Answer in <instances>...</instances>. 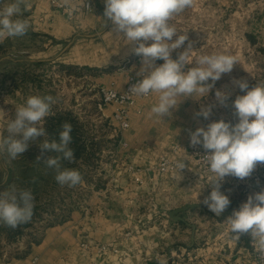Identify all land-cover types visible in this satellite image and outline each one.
<instances>
[{"label":"crops","instance_id":"obj_1","mask_svg":"<svg viewBox=\"0 0 264 264\" xmlns=\"http://www.w3.org/2000/svg\"><path fill=\"white\" fill-rule=\"evenodd\" d=\"M51 1L24 0L19 18L28 21L27 34L0 42V94L4 89L12 90L14 95H26L34 90V94H42L40 85L49 77L31 68L58 63L67 57L68 68L75 69L82 61L77 54H66L72 50V41L78 36L102 38L103 42L98 45L109 46L110 50L126 44L110 32V22L105 25L104 0H92L93 13L85 15L80 10L74 20L54 8ZM86 1L71 0V5L81 9ZM11 2L13 0H0V7ZM92 31L96 32L91 34ZM96 34L97 37H91ZM36 41L39 47L34 46ZM135 48L136 45L126 55L133 54ZM18 68L21 71L12 76L11 81L7 73L16 72ZM31 73H35L37 82L27 81ZM126 74L125 70L121 73L109 70L104 74L96 72L92 78L103 79L105 84L115 80L117 88L122 90ZM156 99L152 95L148 100L138 101L137 107L142 108V113L132 111L129 130L120 139L109 137L111 142L119 143L122 161L124 159L122 167L109 169L102 183L82 184L86 197H77L65 220L57 219L47 226L37 243H30L23 254L12 256V264H258L250 235L244 234L238 242L233 241L227 234L225 221L249 195L264 187V165H257L252 175L243 180L225 178L221 191L229 196L231 203L221 216H215L202 203L212 190L207 184L210 173L191 162L186 153L173 152L176 142L185 138L183 126L187 128L189 123L172 117L160 120L155 115L149 116ZM0 110H3L0 136H4L7 116L1 100ZM104 111L112 116L113 107L104 106ZM195 127L206 128L207 125L196 123ZM164 153L186 160L187 169L179 173L182 177L179 181L177 173L161 174L156 169ZM5 173L0 153V182L6 177ZM112 174L117 177L113 178ZM190 204L199 207L181 213L184 222L172 221L170 211ZM112 241L117 253L98 254L100 245Z\"/></svg>","mask_w":264,"mask_h":264},{"label":"clouds","instance_id":"obj_2","mask_svg":"<svg viewBox=\"0 0 264 264\" xmlns=\"http://www.w3.org/2000/svg\"><path fill=\"white\" fill-rule=\"evenodd\" d=\"M64 3L70 6L71 0H64ZM104 3L103 18L105 25L111 23L110 32L126 44L138 42L134 51L141 57V63L136 72L137 81L128 93L137 97L156 95L149 116L163 120L171 117V110L183 99L206 98L215 82L223 74L230 73L237 63L231 54H197L191 41L176 59L172 58V52L188 40L186 33L179 34L172 21L191 8L194 0H104ZM23 4L24 0H13L0 7V42L27 34L30 25L19 18ZM157 60L163 63L157 65ZM232 83L245 93L237 95L232 104L238 122L231 124L219 120L189 132L190 146L206 150L202 156L210 173L207 184L212 190L202 203L217 217L231 203L229 196L221 191L225 178L232 176L243 180L252 175L258 163H264V82L251 88L246 79H234ZM229 95L219 89L215 91V99L222 106H227ZM56 102L51 95L29 96L15 109L14 118L8 121L7 135L0 136V153L6 152L9 160H15L28 149L30 142L43 137L39 143L41 157L45 151L51 153L43 159V164L55 170L58 184L75 187L82 183L81 173L61 167L62 161L71 163L75 160L74 150L70 147L73 139L71 123H63L58 140L46 139L48 133L43 126ZM212 107L214 105L201 106L195 115L208 119ZM185 161L180 159L175 163L177 181L182 179L179 171L187 167ZM33 210L34 197L30 190L10 185L0 192V223L15 229L31 220ZM225 223L233 241L238 242L244 234H249L254 250L264 261V187L249 195Z\"/></svg>","mask_w":264,"mask_h":264},{"label":"rangeland","instance_id":"obj_3","mask_svg":"<svg viewBox=\"0 0 264 264\" xmlns=\"http://www.w3.org/2000/svg\"><path fill=\"white\" fill-rule=\"evenodd\" d=\"M172 23L179 34L186 33L188 36L185 44L172 52L173 59L187 47L189 41L193 42V49L197 54L224 53L234 55L237 59L232 71L223 74L221 79L215 82L214 88L206 98L199 100L200 97L196 96L180 101L178 106L171 110L172 119L185 120L189 123L187 128H191L192 131L197 128L196 123L208 125L219 120L237 123L238 117L232 104L237 95L245 93L234 86L232 81L246 79L250 88L256 83L264 82V0H194L193 6L176 16ZM94 32L96 31H92L91 34ZM100 42H103L102 38L82 36L72 41V50L66 55L77 54L82 61L75 69L68 68L67 57L58 63L31 68L32 71L38 70L49 77L44 78L42 84H39L43 88L40 95H51L57 101L52 106L51 113L44 119L43 126L46 127V123L52 117L72 113L83 127L85 133L82 141H85L87 148L81 156L74 153V162H61L62 168L78 170L83 180L75 187L61 186L56 182L55 170L48 169L43 164V159L51 155L45 151L41 157L39 143L43 137L38 138L36 142H30L28 149L15 160H9L6 152L1 153V163L6 170V177L4 176L0 182V192L8 189L10 185H15L30 190L34 197L33 216L27 225L21 224L12 229L0 223L1 257L3 254H7L9 258L23 254L30 243L42 236L47 226L57 222V219L65 220L72 211L77 197L81 199L86 197L87 192L83 190L82 184L102 183L106 181L109 169L122 167L124 163L119 143L111 142L109 137L120 139L126 131H119L112 116L104 111L99 93L100 87L106 85L104 80H94L92 77L96 72L99 74L109 70L115 73L123 72L121 68L125 61L135 53L126 55L127 51L134 45L137 47L138 42L123 44L122 47L113 50H110L109 46L98 45ZM37 43L36 41L34 46L39 47ZM157 61L163 63L162 60ZM19 71L20 68L16 72L11 70L6 76L12 81V76L17 75ZM27 81L37 82L35 73L28 75ZM208 82L211 83V80ZM217 89L230 94L227 106H222L216 101ZM35 92L34 90L28 91L26 95L22 93L14 95L12 90L4 89L0 94L7 116L4 136L7 135L8 121L14 118L15 109L24 104L29 96L36 95ZM152 95L156 98L155 94ZM209 105L214 107L208 119L195 115L201 106ZM184 128L183 126L182 132L185 138L176 143H185L187 140L188 133H185ZM58 138L46 137L50 140ZM108 151H113L114 154ZM37 157L41 159L37 160ZM3 175L2 173V177ZM112 177L116 178L117 175L112 174Z\"/></svg>","mask_w":264,"mask_h":264},{"label":"built area","instance_id":"obj_4","mask_svg":"<svg viewBox=\"0 0 264 264\" xmlns=\"http://www.w3.org/2000/svg\"><path fill=\"white\" fill-rule=\"evenodd\" d=\"M51 4L54 8L61 11V13H63L70 20H74L77 14L80 13V10L85 15H89L93 13L95 9V5L92 0H87L83 4L81 9L76 8L72 5L70 6L65 5V3L61 2L60 0H52ZM140 63H141V57L138 56L136 53H134V55H132L131 58H128L125 61V64L121 69L123 70L127 69V77H126L125 86L122 90L117 88V84L115 81H112L109 84L101 86L99 89L102 104L104 106L113 107L112 118L115 125L118 127L119 131H127L130 128L131 115L134 109L137 110V113L139 114L142 113V108L137 107L138 101L148 100L152 96V94H150L147 97H143V96L137 97L128 93L130 86L136 83L137 81L136 72L139 70ZM190 131H192L191 128H186V132L188 133L187 140L185 141V143L175 144L173 146V152L186 153L187 155H189L191 162L201 166V168L206 172L208 171L207 170L208 166L204 160V157L202 156L206 154V150L200 146L196 148L190 146V138H189ZM177 160L180 159H177L169 154H165V153L161 154L158 163L156 165V169L161 174L177 173V169L175 167V163ZM260 164L261 163H258L257 165ZM186 169L187 167L180 170L179 173H184ZM108 251L114 253L118 252V250L115 249V244L113 242L100 245L97 248L98 254L101 255L107 253ZM254 259L256 262H258V264H264V261L260 260L259 255L256 251L254 253ZM36 261L37 259H35L34 262ZM2 264H12L11 258H9L7 254H3Z\"/></svg>","mask_w":264,"mask_h":264},{"label":"trees","instance_id":"obj_5","mask_svg":"<svg viewBox=\"0 0 264 264\" xmlns=\"http://www.w3.org/2000/svg\"><path fill=\"white\" fill-rule=\"evenodd\" d=\"M65 122H69L72 125V143L70 144V147L74 150V153L77 154V156H81L82 153L87 148L85 141H82L83 134L85 133L83 130L82 125L78 122V120L73 117L72 113H67L65 116H55L48 120L46 123V131L48 133V137L51 138L53 136L58 137V132L62 129V125ZM35 156V155H33ZM24 225H27V223H24ZM21 226V225H19ZM38 240L36 239L34 243H37Z\"/></svg>","mask_w":264,"mask_h":264},{"label":"water","instance_id":"obj_6","mask_svg":"<svg viewBox=\"0 0 264 264\" xmlns=\"http://www.w3.org/2000/svg\"><path fill=\"white\" fill-rule=\"evenodd\" d=\"M97 36H98V34L92 35L91 37H97ZM69 48H70V45L65 48V50H64L63 53H65ZM198 207H199L198 204H190V205H187V206H184V207L175 209L173 211H170L168 213V215L172 219V221H174L175 223H177V222H184V219L180 216V214L181 213H184V212H186L188 210L198 208ZM191 226L195 230V227L193 225H191Z\"/></svg>","mask_w":264,"mask_h":264}]
</instances>
